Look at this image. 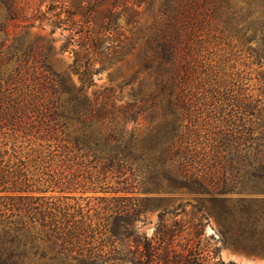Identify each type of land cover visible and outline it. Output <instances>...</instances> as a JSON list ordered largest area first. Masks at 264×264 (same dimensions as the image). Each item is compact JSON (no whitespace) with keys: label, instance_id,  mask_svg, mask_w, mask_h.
Here are the masks:
<instances>
[{"label":"trees","instance_id":"obj_1","mask_svg":"<svg viewBox=\"0 0 264 264\" xmlns=\"http://www.w3.org/2000/svg\"><path fill=\"white\" fill-rule=\"evenodd\" d=\"M31 2L0 0V264H225L203 243V212L223 245L264 256V0H59L70 73L29 32L53 4ZM130 55L138 68L118 95L89 93ZM12 140L46 150L20 156ZM38 184L106 195L89 214ZM184 194L195 202L138 231L142 212Z\"/></svg>","mask_w":264,"mask_h":264},{"label":"rangeland","instance_id":"obj_2","mask_svg":"<svg viewBox=\"0 0 264 264\" xmlns=\"http://www.w3.org/2000/svg\"><path fill=\"white\" fill-rule=\"evenodd\" d=\"M34 7L39 4L42 9H47L48 4H53V9L47 14V17L42 20H36L35 25L29 28V32L33 37H48L51 44L56 50V54L53 56V62L58 70H66L68 73L69 66L73 61V54L70 51H66L64 53H60V47L67 41V38L71 31L66 30L64 28L59 27L58 25H52L53 21H58L59 15L54 16L53 14H59V0H30ZM149 19V15L145 14L141 20V24L144 25ZM119 23L124 26V19H120ZM215 51L218 54L215 56L217 59L221 58V54L223 53L222 47H215ZM244 60V59H243ZM245 61L248 60L245 58ZM235 62L238 68H244L241 64V61H231ZM138 66L135 61V56L130 55L128 58L120 62L112 67H109L102 71L99 76L95 77L94 85L89 89V93H93L95 91L103 90L104 88H112L116 94L118 95L121 91L120 86L123 85L124 81H127L131 78L134 72L137 70ZM246 72L250 74L252 80L250 81V86L252 88H256L253 90L254 93H258V88L261 86L260 77L258 73L261 71L255 65H251L249 68H245ZM74 81H77L76 76H72ZM129 87H125L123 89L122 96L125 100H130L128 95ZM148 125V122L144 118H140L137 124L135 125V133L138 134L142 132ZM53 144V143H52ZM45 144L40 142H29V141H16L13 140L9 142L8 147L14 146L16 150H18V154L20 156H26L27 154H32L30 158H34L38 153L45 151L46 149L42 146ZM109 185L113 187H117L114 181H112ZM36 188H41V190H45L41 195H45L49 200H54L59 202V198L64 202H67L70 205H75L80 207L84 212H89V214H94L95 210L98 209L100 205L99 197L106 195L100 191L99 188L96 190L92 189H79L74 193L63 194L59 192V189L50 187L48 184H38ZM111 195V194H107ZM65 198V199H64ZM191 201L194 203V199L190 195H180V200L174 201L164 205L163 207L146 210L141 213V221L137 224V229L140 233L146 234L147 236H153L158 224L160 223V215L164 208H177L179 203H186ZM188 210L190 207L187 208ZM179 214L177 217L173 214L166 215L167 218L170 219L171 223L176 218H182L183 213L181 210H178ZM204 217H200L203 220V229H205V235L203 236L204 245H217L220 247V257L225 262V264H264V256L250 255L244 252L235 250L233 248L227 247L222 244L220 240V232L215 218L206 212H203ZM187 220H190L191 216L184 217ZM209 245V246H210Z\"/></svg>","mask_w":264,"mask_h":264}]
</instances>
